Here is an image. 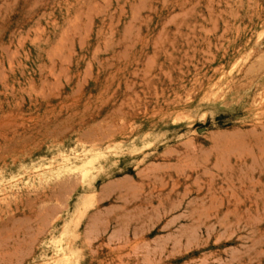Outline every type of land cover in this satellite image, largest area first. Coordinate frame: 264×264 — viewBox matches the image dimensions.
<instances>
[{
    "label": "rangeland",
    "instance_id": "obj_1",
    "mask_svg": "<svg viewBox=\"0 0 264 264\" xmlns=\"http://www.w3.org/2000/svg\"><path fill=\"white\" fill-rule=\"evenodd\" d=\"M0 264H264V0H0Z\"/></svg>",
    "mask_w": 264,
    "mask_h": 264
},
{
    "label": "bare ground",
    "instance_id": "obj_2",
    "mask_svg": "<svg viewBox=\"0 0 264 264\" xmlns=\"http://www.w3.org/2000/svg\"><path fill=\"white\" fill-rule=\"evenodd\" d=\"M5 52H7V51H5Z\"/></svg>",
    "mask_w": 264,
    "mask_h": 264
}]
</instances>
